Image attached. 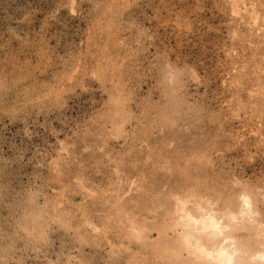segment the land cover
<instances>
[{
	"label": "rangeland",
	"instance_id": "obj_1",
	"mask_svg": "<svg viewBox=\"0 0 264 264\" xmlns=\"http://www.w3.org/2000/svg\"><path fill=\"white\" fill-rule=\"evenodd\" d=\"M218 263L264 264V0H0V264Z\"/></svg>",
	"mask_w": 264,
	"mask_h": 264
},
{
	"label": "bare ground",
	"instance_id": "obj_2",
	"mask_svg": "<svg viewBox=\"0 0 264 264\" xmlns=\"http://www.w3.org/2000/svg\"><path fill=\"white\" fill-rule=\"evenodd\" d=\"M196 245V244H195ZM197 246V245H196ZM221 252V251H220ZM207 256V255H206ZM210 256V255H209ZM218 260V259H217ZM217 260H214V261H217ZM219 261V260H218ZM219 264V263H218Z\"/></svg>",
	"mask_w": 264,
	"mask_h": 264
}]
</instances>
